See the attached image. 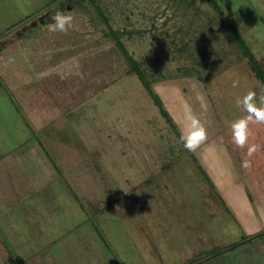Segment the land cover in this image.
I'll list each match as a JSON object with an SVG mask.
<instances>
[{
    "label": "rangeland",
    "instance_id": "rangeland-1",
    "mask_svg": "<svg viewBox=\"0 0 264 264\" xmlns=\"http://www.w3.org/2000/svg\"><path fill=\"white\" fill-rule=\"evenodd\" d=\"M215 1L264 69V0ZM56 12L73 16L67 32L48 30ZM221 20L208 0H0V152L36 141L60 167V180L12 207L0 196V264L50 246L62 263L234 264L235 245L238 264H264V237H255L264 227L246 230L214 197L142 79L215 115L241 173L231 125L248 113L237 100L255 91L258 102L264 84ZM248 131L243 148L258 146L248 158L263 176L261 194L248 180L255 222L253 209L264 217V122ZM47 200L55 204L40 208ZM58 207L73 224L66 236L47 231L60 227Z\"/></svg>",
    "mask_w": 264,
    "mask_h": 264
},
{
    "label": "crops",
    "instance_id": "crops-1",
    "mask_svg": "<svg viewBox=\"0 0 264 264\" xmlns=\"http://www.w3.org/2000/svg\"><path fill=\"white\" fill-rule=\"evenodd\" d=\"M1 57L2 56H0V59H4V57ZM0 63L2 64L3 62L1 61ZM157 93L160 96L159 92ZM160 98L165 109L174 119L175 123L177 122L178 124H180L178 128H181H179L181 133L183 132L184 134H187V132L189 131V126L191 124V120L193 118L198 119L205 128V139L198 145L194 152H189L193 156L197 168L200 172H202V175L207 181L210 189L212 190L214 197H217V199L224 205V207L230 214L234 213L233 216L235 218L236 216H238L241 221L245 220L244 226L246 230L263 228L264 217L262 216V213L260 212L261 215L259 216L256 214V210L253 209L252 212H254L255 222L249 221L250 219H252V214L246 207L245 201L248 200L252 203V196H254V194L257 195L258 193H260L258 192L260 191L259 186H263V176L261 174L262 171H259L258 168L257 170L254 169L251 163L250 167L246 168L243 166L245 160L250 161V159L248 158L247 150L245 148H241L240 146L235 148L236 153L239 150V155L237 154L239 156V159H237L238 162H236L242 167L241 173L243 174H241L239 173L240 170H238V168L236 167L232 153L224 143V136L228 134H222L224 128L221 126V123H219L215 115L211 114L209 118L206 117L205 119V116H201V108L199 106L195 108L194 104L191 105V102L189 103V100L184 99L183 97L176 98L170 96V100H166V98L161 96ZM175 113L180 115L181 118L179 119L182 121L178 122L177 118L175 117ZM40 149H42L41 143L35 141L22 146L18 150L6 148L5 150L3 149L2 152H0V196L6 202L7 207H12L14 204L24 200L26 197L31 196L34 191H39L49 185L54 184L53 180H60V175L57 174V171H60V167L59 164L57 165V163L53 161V154L49 151H45L47 154L45 155L43 150ZM47 157L51 158V161L54 163L49 162L47 160L49 158ZM73 171L76 172V177L74 178H77L75 180V187L73 189L83 197L82 194L85 190L80 189L83 186L81 182H79V180L82 179L79 176L81 166L75 167ZM250 176L256 181V184H254L253 187H257V191H255L257 193L254 194L252 189H250L251 193H248V187L253 184H250V182H248ZM68 177L70 179L73 178V173H70ZM69 178H66L65 187H67L68 191L70 192L72 191V188ZM93 184L94 187L98 186V183L96 182ZM116 196L117 195H115L114 197ZM148 196H146L145 198L149 200ZM96 197V203L100 204L99 206H102V202L98 200L100 199V197H98V195ZM116 199H114L115 201L110 202V204L113 205L115 202H117ZM79 201H81V203H84L83 208L87 210V206L85 207L86 204L84 200L81 199ZM226 201L229 202V204H227ZM27 203L29 202L27 201ZM50 203H52L51 205L55 204L53 202H48L47 200L45 201V204L43 202L40 205V208L45 207V205L50 206ZM96 208L98 209V206ZM58 209L59 214L55 213V216L61 220L60 227H57L55 230L49 227V230L47 228V231H55L56 233H58L63 229L64 236H66V233L72 230L71 227L73 228V224L70 218H66L67 220L63 219V216L66 215L64 213V208L60 209L58 207ZM55 210L58 211L57 208L53 209V211ZM57 253L60 254L59 252ZM24 262L25 264L66 263L65 261V263H62L61 258L56 256V253L54 252L52 246L46 248L44 252L40 254H34L27 257L26 261ZM73 263L74 260L66 264Z\"/></svg>",
    "mask_w": 264,
    "mask_h": 264
},
{
    "label": "clouds",
    "instance_id": "clouds-1",
    "mask_svg": "<svg viewBox=\"0 0 264 264\" xmlns=\"http://www.w3.org/2000/svg\"><path fill=\"white\" fill-rule=\"evenodd\" d=\"M51 23L48 26L50 32H67L72 26L73 16L64 12H56L51 17ZM236 82H233V87ZM238 105H242L248 113L246 118L239 119L232 123V136L234 142L243 148L246 144L249 135L248 125L251 122H264V96H260L257 102L255 91L247 92L241 99L237 100ZM205 128L196 118L191 120L189 131L187 134L181 133V139L184 147L189 151H195L198 145L205 139ZM258 146L253 145L248 148L247 154L252 155L253 151L257 150ZM244 167H250V161L245 160Z\"/></svg>",
    "mask_w": 264,
    "mask_h": 264
},
{
    "label": "trees",
    "instance_id": "trees-1",
    "mask_svg": "<svg viewBox=\"0 0 264 264\" xmlns=\"http://www.w3.org/2000/svg\"><path fill=\"white\" fill-rule=\"evenodd\" d=\"M209 3L212 5V7L215 9V11L217 13H219L221 15V21L223 26L230 31V34L232 35V37L234 38V40L236 41V43L243 49V52L246 54L247 58H248V62L250 63V66L252 68V70L254 71L255 75L257 76V78L264 84V69L261 67L260 63L258 62V60L256 59L255 55L253 54V52L251 51V49H249L246 44L245 41L243 39V36L241 35V33L239 32V30H237L236 26H234L233 23H231L225 16L224 14L220 11V7L219 5L216 3L215 0H208ZM119 46L121 47V50L123 52V54L125 55L126 59L128 60L129 63L132 64L133 69L137 70L138 74L142 77V72L141 70L136 66L137 63L134 60V58L129 54V52L127 51V49L124 47V45L121 42H118ZM144 83L147 86L148 91L150 92L151 96L153 97L156 105L160 108L162 114L164 115L165 118H167V120L169 121V123L171 124V126L173 127V129L175 130V132L177 133V135L179 137H181V132L179 130V128L177 127V125L175 124L173 118L171 117V115L167 112V110L165 109L161 98L159 97V95L154 91V89L152 88V86L150 84L147 83L145 77H142ZM207 177V175H206ZM264 237V231L262 233H259L257 235H255V237ZM251 239V238H250ZM249 240V239H248ZM247 240V241H248ZM246 241H244L243 243H245ZM238 246H232L231 248H229V252H232L234 250V253L232 252V254H234L231 259L233 260L234 264H238L241 263V253H236ZM256 260L262 262L261 259H257Z\"/></svg>",
    "mask_w": 264,
    "mask_h": 264
}]
</instances>
